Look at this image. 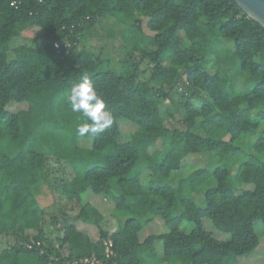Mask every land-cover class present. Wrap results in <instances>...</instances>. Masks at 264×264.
<instances>
[{"label":"trees","instance_id":"16d2710c","mask_svg":"<svg viewBox=\"0 0 264 264\" xmlns=\"http://www.w3.org/2000/svg\"><path fill=\"white\" fill-rule=\"evenodd\" d=\"M105 15L133 17L149 41L118 57L81 46ZM29 30L34 43L12 45ZM214 49H232L252 89L228 91L220 72H209ZM84 76L114 121L80 136L82 114L66 96ZM177 113L181 125L167 128ZM123 123L133 131L120 141ZM261 126L264 26L233 0H0V236L13 241L0 264H239L262 243L264 131L250 152L235 143ZM201 154L225 164L183 171ZM52 160L73 175L54 183ZM210 180L199 205L195 195ZM44 185L79 205L73 219L63 208L50 215L54 231L38 201ZM103 200L124 217L114 230L104 226ZM155 220L162 232L142 238Z\"/></svg>","mask_w":264,"mask_h":264},{"label":"rangeland","instance_id":"374dc122","mask_svg":"<svg viewBox=\"0 0 264 264\" xmlns=\"http://www.w3.org/2000/svg\"><path fill=\"white\" fill-rule=\"evenodd\" d=\"M123 17H109L105 15L104 17H101L95 26L92 28L88 34H86L84 40H82L81 46H84L86 48H95V51L97 54L105 55L107 53H112L116 57L122 55L125 53V47L128 46L130 43H136L139 40H146L149 41L151 34L150 31L145 29V32L147 34L140 35L136 28L133 26V17H124V21L119 19ZM131 20V21H130ZM34 37V31H27L24 36H21L20 38L16 39L12 45L22 44V43H34L31 38ZM36 42L39 41L38 38L35 37ZM33 41V42H32ZM16 43V44H15ZM228 47H231L230 42H226ZM232 50V49H231ZM231 50L225 51L223 49H214V51L211 53L213 55V62L209 66V72L215 73L216 71H219L221 76L224 79L225 86L228 91L230 90H236L237 92H246L252 89V87L255 85V80L252 78L250 72H240L239 70V60L237 57L233 56L231 53ZM18 105L19 103H13ZM170 103L167 100H164L161 104V109L164 110L167 106H169ZM13 107V106H12ZM16 108V107H15ZM14 109V107L12 108ZM181 114H176V119L174 121H168L166 122L167 128L172 127H179L181 125L180 123ZM122 135L120 141H125L129 138V134L133 131V126L129 123H123L122 125ZM264 128L261 126L257 131L249 133V134H243L237 141L236 145L240 146L245 151L250 152V147L252 143L263 134ZM166 141H168V138L166 137ZM87 144V143H86ZM160 145V141L158 142V146ZM2 150L6 152H10V146L5 145L1 148ZM152 150V149H151ZM211 155V154H210ZM212 157L209 160L208 155L201 154V155H192L189 156L185 163L183 164V171L199 167V166H205L209 169H212L214 166H221L225 164V160L220 159L218 155H211ZM102 157H100V161L97 164H102ZM257 158L259 160H264V151L261 153H258ZM212 159V160H211ZM240 165V162L235 164L232 167L233 172H236L238 167ZM49 167L51 168V179L54 180V183L58 184V181L62 177H69L73 175V170L71 168V165L67 162H57V161H50ZM179 179V176H176L173 179H170L167 184L176 185L177 180ZM214 183V180H210L206 184H204L199 189V193L195 195V197L198 196L197 203L199 205H204L205 201L203 198L204 191L212 186ZM61 191L58 189L56 190L53 187H49L44 185L41 189V193L38 195V201L40 205L46 209V215H47V225L48 227H52L54 231V225L50 221V215L55 214L58 217L61 216L60 209L63 208L73 219V216L76 215L79 205L70 203L65 199V196L60 194ZM88 199L90 201H93L92 198L87 195H85V200ZM96 203V202H95ZM97 206L99 208H103L106 215L109 217L105 220L104 226L107 228H111L112 230L116 229V227L123 221L124 217L120 212H113L111 215V209L113 208V204L109 202H105L104 200L101 201V203H98ZM80 226V225H79ZM48 228V229H49ZM209 228V227H208ZM85 230L84 228H82ZM163 230L162 223L160 224L158 220L153 221L144 231H142V238L144 236L150 234V233H161ZM91 236L94 238L95 236H98L97 234V228L94 226L89 227L86 229ZM227 238V237H225ZM12 239L2 237L0 236V249L6 247L7 245L12 244ZM158 246H160V243L158 242ZM239 264H264V232L262 235V243L261 245L256 249V251L241 259Z\"/></svg>","mask_w":264,"mask_h":264},{"label":"clouds","instance_id":"9594fccd","mask_svg":"<svg viewBox=\"0 0 264 264\" xmlns=\"http://www.w3.org/2000/svg\"><path fill=\"white\" fill-rule=\"evenodd\" d=\"M66 99L73 112L82 114L77 128L80 136L103 133L113 124L114 116L106 100L87 76L71 87Z\"/></svg>","mask_w":264,"mask_h":264},{"label":"water","instance_id":"95a60500","mask_svg":"<svg viewBox=\"0 0 264 264\" xmlns=\"http://www.w3.org/2000/svg\"><path fill=\"white\" fill-rule=\"evenodd\" d=\"M251 18L264 26V0H233Z\"/></svg>","mask_w":264,"mask_h":264},{"label":"built area","instance_id":"2783aa9c","mask_svg":"<svg viewBox=\"0 0 264 264\" xmlns=\"http://www.w3.org/2000/svg\"><path fill=\"white\" fill-rule=\"evenodd\" d=\"M60 43L59 42H57V43H55V47H57V48H59L60 47ZM64 45L67 47V46H69V42L67 41V42H65L64 43ZM110 246H111V243L109 244ZM109 250H107V253L109 254V252H108Z\"/></svg>","mask_w":264,"mask_h":264}]
</instances>
